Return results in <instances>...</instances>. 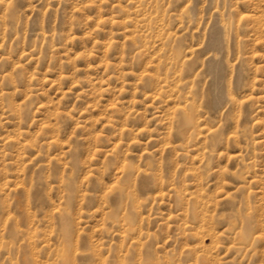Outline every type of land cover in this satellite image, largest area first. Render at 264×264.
<instances>
[{
    "label": "rangeland",
    "instance_id": "374dc122",
    "mask_svg": "<svg viewBox=\"0 0 264 264\" xmlns=\"http://www.w3.org/2000/svg\"><path fill=\"white\" fill-rule=\"evenodd\" d=\"M0 264H264V0H0Z\"/></svg>",
    "mask_w": 264,
    "mask_h": 264
},
{
    "label": "bare ground",
    "instance_id": "6f19581e",
    "mask_svg": "<svg viewBox=\"0 0 264 264\" xmlns=\"http://www.w3.org/2000/svg\"><path fill=\"white\" fill-rule=\"evenodd\" d=\"M190 121H191V119H190ZM148 262V261H147Z\"/></svg>",
    "mask_w": 264,
    "mask_h": 264
}]
</instances>
